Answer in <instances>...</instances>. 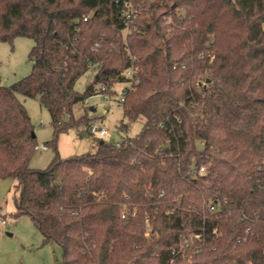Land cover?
<instances>
[{"label":"trees","instance_id":"1","mask_svg":"<svg viewBox=\"0 0 264 264\" xmlns=\"http://www.w3.org/2000/svg\"><path fill=\"white\" fill-rule=\"evenodd\" d=\"M133 6L124 37L113 0H0V43L35 42L32 73L0 86V179L17 181L15 218L60 246L62 264H264V0ZM93 67L108 97L130 85L121 105L141 132L32 169L20 96L49 111L57 150L75 105L96 93L75 89Z\"/></svg>","mask_w":264,"mask_h":264},{"label":"rangeland","instance_id":"2","mask_svg":"<svg viewBox=\"0 0 264 264\" xmlns=\"http://www.w3.org/2000/svg\"><path fill=\"white\" fill-rule=\"evenodd\" d=\"M182 12L184 13V11ZM168 20L170 21V19ZM123 36L126 37L127 33L124 32ZM34 45V40L25 37L16 38L12 44L0 43L1 87H10L32 73L34 63L30 58V52ZM95 74L96 68L93 67L76 83V91L84 94L91 85L93 86L92 80ZM129 86V84L116 85L117 94L108 99L100 92V86L94 87L96 93L89 96L84 103H79L73 108L68 122L69 124L77 123V125L59 135L57 150L52 143L54 128L49 111L38 100L20 96V100L31 117L37 144L48 146L46 151L34 152L30 167L37 170L47 169L56 152L62 158L94 152L98 139L108 143H120L138 135L145 120L130 122L125 118L124 108L121 105L123 90ZM90 124H98L108 129L109 133L102 138L94 137L88 129ZM16 184L17 181L13 179H0V264H19L20 261H17L11 256L12 254L6 251L10 248L21 247L23 244L28 251L23 255L26 264H37L36 256L40 253H37L39 249L36 247L41 243L43 236L31 219L27 217L15 218ZM3 221L5 224L2 223ZM47 248L45 250H49L51 264H62V248L58 245H51Z\"/></svg>","mask_w":264,"mask_h":264},{"label":"built area","instance_id":"3","mask_svg":"<svg viewBox=\"0 0 264 264\" xmlns=\"http://www.w3.org/2000/svg\"><path fill=\"white\" fill-rule=\"evenodd\" d=\"M113 1L115 2V4L117 6H119L123 9L124 21L126 24L125 32L130 33L134 29V26H135L136 20H137L136 19L137 14H138V11L133 6V0H113ZM87 20H88V18H85V21H87ZM96 46L98 47L99 45L97 44ZM134 72H135V69L131 68L127 71L126 76L132 77ZM134 83H137V81H134ZM100 88L105 90L104 86H100ZM105 96H106V99L109 98L107 95H105ZM121 102H122V99H121ZM88 129H89V132L91 133V135L94 137L99 136L100 138H102L109 133L108 129L101 127L98 124H93V125L90 124ZM35 150L36 151H46V150H48V146L45 144L36 145ZM194 173L196 175L204 176L207 174V167L202 166V167L198 168L197 170H195ZM217 209H218V207L216 205L210 206L211 212H215V211H217ZM122 217L125 218V215H123ZM2 223L5 224L4 221ZM194 239L201 240L202 238L200 235H195ZM188 245H189V242L186 243V246H188Z\"/></svg>","mask_w":264,"mask_h":264},{"label":"crops","instance_id":"4","mask_svg":"<svg viewBox=\"0 0 264 264\" xmlns=\"http://www.w3.org/2000/svg\"><path fill=\"white\" fill-rule=\"evenodd\" d=\"M12 236V235H11ZM43 240V239H42ZM42 240H41V243H39V245H37L38 247H36L37 249H39L37 253H40V254H37V260H36V263L37 264H51V257L49 256V250H45V249H48L47 247H50L51 245H45L43 246L42 245ZM43 251V252H42ZM46 251V252H44ZM8 253L12 254L11 256L16 258L17 261L19 260V264H26L25 260H24V254H26L28 251L27 249L25 248V245H21L18 246V247H15V248H10V249H7ZM42 253V254H41Z\"/></svg>","mask_w":264,"mask_h":264},{"label":"water","instance_id":"5","mask_svg":"<svg viewBox=\"0 0 264 264\" xmlns=\"http://www.w3.org/2000/svg\"><path fill=\"white\" fill-rule=\"evenodd\" d=\"M89 90H90L91 92H93V91H94V86L91 85V86L89 87ZM33 137H36V135L33 134Z\"/></svg>","mask_w":264,"mask_h":264}]
</instances>
